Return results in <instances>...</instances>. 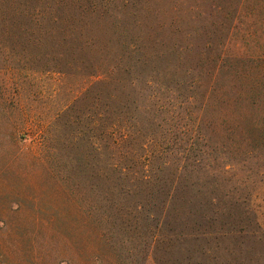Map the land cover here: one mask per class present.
Here are the masks:
<instances>
[{
  "label": "rangeland",
  "instance_id": "rangeland-1",
  "mask_svg": "<svg viewBox=\"0 0 264 264\" xmlns=\"http://www.w3.org/2000/svg\"><path fill=\"white\" fill-rule=\"evenodd\" d=\"M118 14L80 61L0 26V264H264V0Z\"/></svg>",
  "mask_w": 264,
  "mask_h": 264
},
{
  "label": "trees",
  "instance_id": "trees-1",
  "mask_svg": "<svg viewBox=\"0 0 264 264\" xmlns=\"http://www.w3.org/2000/svg\"><path fill=\"white\" fill-rule=\"evenodd\" d=\"M83 1L86 2V0ZM103 1L102 7L104 10L95 8L93 3H91L93 4L92 7L89 8V4L85 6L82 0H0V26L3 28V34L7 37L29 34L40 37L45 35L47 39L55 44L63 45L60 51L72 52L67 46H69L68 44H74V59L80 61L76 57L85 54L87 52L86 47H93V44L98 40L94 39L97 34H102L107 29L110 34H114L118 38H122V35H124L123 32L116 33V24L121 21L118 13L122 7H125L127 0L119 1V8L114 5L112 0ZM240 2L241 0H239ZM129 5L133 11L136 10L135 5L130 4V2ZM110 6L116 13L108 10ZM133 11H130L131 18L127 22L130 23L128 26L132 28L143 26L147 31H151L152 27L139 19L138 14H136L137 10L135 13ZM126 32L129 33L130 31L126 30ZM81 37H84L87 41L82 40ZM128 42L129 47L134 48L133 42ZM87 58L92 59L90 54ZM106 68L111 71L113 65L109 64ZM206 79L208 80L207 86L214 87L215 75L209 74ZM251 103L254 105V102L251 101ZM259 105L256 104V106ZM241 117L242 115L239 114L238 117H235V120L243 119ZM257 123L253 120L251 126L254 129L261 130ZM114 166L115 164H113ZM173 195V193L167 192L162 206L165 207ZM207 235L209 234L194 229L182 234L178 233L177 237L197 239Z\"/></svg>",
  "mask_w": 264,
  "mask_h": 264
}]
</instances>
